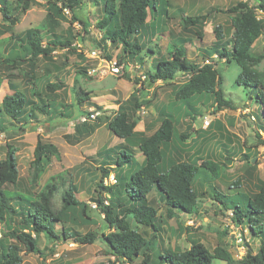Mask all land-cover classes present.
I'll list each match as a JSON object with an SVG mask.
<instances>
[{
  "label": "trees",
  "instance_id": "1",
  "mask_svg": "<svg viewBox=\"0 0 264 264\" xmlns=\"http://www.w3.org/2000/svg\"><path fill=\"white\" fill-rule=\"evenodd\" d=\"M34 1L0 0V17L8 24L5 32L9 31L7 37L0 38V70L17 71V74H21L23 86L19 90L11 86L12 93L0 98L2 132L5 130V119L18 124L25 121V117L35 118L36 114L45 116L46 120L73 118L72 105L58 106L50 99L51 94L63 88V83L50 80V68L47 67L41 74L34 71V68L41 61H51V54L58 46L70 45L68 39H61L54 33L49 34V37L45 34L46 42L43 44L44 29L55 30L58 20L63 19L62 12L67 9L74 13L81 8L83 2L54 0L59 5H50L45 24L21 34L12 32L11 28L19 22L21 14ZM251 1L253 6L238 3L229 11L234 14L230 18L231 41L226 44L230 45V48H226L225 43L218 47L216 43L210 48V52L226 63L234 62L239 66L240 72L235 84L247 89L248 99L259 105L263 115L261 124L264 125V75L254 69V66L264 59V49L258 56L251 53L254 43L264 34V23L255 13V9L264 11V0ZM165 5L164 0H104L102 15L96 23L103 30L100 47L119 49L116 55L117 67L123 61H142V47L138 44L137 37L148 33L154 36L155 27L148 25V20H156L159 17V21L163 22L161 17L166 15ZM202 19L201 15H185L182 22L183 25H195ZM215 35L219 41L218 28H215ZM183 44V41L172 42V51H169L170 45L167 46L168 59H159L153 69L147 71L148 78L145 75V79L140 83L146 79L151 83H167L172 81L177 73L187 74L188 79L181 86L174 87V98L187 107L185 114L188 118L195 120L199 116L189 101L203 94L212 98V108L215 112L234 110L236 107L232 101L226 100L219 88L222 83L219 71L212 64L200 66L189 63ZM148 52L154 51L148 49ZM27 66L30 69L23 71V67ZM81 70L76 73H81ZM88 98L87 93L79 90L76 93V106ZM88 115L89 112L85 111L82 116ZM160 116L162 119L158 128L133 147L129 142L134 136L137 122L129 120L123 107H119L113 118L105 116L107 129L121 142L99 153L100 160L97 161L98 167L95 169L98 171V180L94 184L93 194L85 202L77 199L78 188L68 171L48 177L39 184L51 160L57 158L56 148L42 143L39 139L33 150L34 172L28 188L24 191L6 190V186H16L18 183L15 149L7 145L5 156L0 161V224L5 229L0 239V264H21L22 253L40 256L41 251L36 242L40 237L50 242L73 240L80 245H90L99 239L106 249V255L121 264H213L214 260L225 264H264V222L261 219L264 216V182L255 186L256 192L249 195L239 192L232 196L219 193L215 195L226 210L231 211V220L236 226L243 224L250 236L258 237L260 245L256 253H252L244 243L243 256L234 261L223 247H216L210 252L202 244L192 242L185 251L159 249L156 260H153L151 246L157 236H147L146 231L138 230L139 226L153 232L159 231L156 227L158 206H164L169 216H177V213L196 214L198 200L192 187L195 178L207 173L212 178H218L220 169L219 164L208 159L197 158L188 161L179 155L174 156L169 146L172 147L175 142L181 144L187 139L188 132L192 130V123H189L186 134L178 135L172 114L161 112ZM96 126L97 123L89 125L87 121L78 120L71 135L73 142L79 143L92 135ZM163 147L170 157L164 167ZM137 156L142 158L141 162L137 161ZM110 175H113V184L108 182ZM237 184L238 182L234 183ZM212 190L216 192L215 188ZM57 192L61 194L59 209L52 205ZM103 194H106L108 199H105ZM152 194L158 203L155 198L150 197ZM218 196L224 198V201ZM93 210L101 217L108 233H82L84 228L96 224ZM128 217L134 220L137 227L131 225ZM57 225L60 226L59 231L56 229ZM2 239L11 242L2 246Z\"/></svg>",
  "mask_w": 264,
  "mask_h": 264
},
{
  "label": "rangeland",
  "instance_id": "2",
  "mask_svg": "<svg viewBox=\"0 0 264 264\" xmlns=\"http://www.w3.org/2000/svg\"><path fill=\"white\" fill-rule=\"evenodd\" d=\"M166 2V15L156 20L149 19L148 25L155 27L152 34H142L137 37L138 44L142 47V61H123L116 66V55L119 49L106 46L100 47L102 31L96 24L102 13L104 0H82L79 10L71 13L65 9L63 19L58 20V26L53 31H45L42 34L43 44L46 42L45 34H56L61 39H68V47L58 46L51 54V61L44 60L37 64L34 71L43 73L46 68L52 70V81H61L63 88L50 95L55 105H72L73 118L47 119L40 114L35 118L25 117L20 123L4 120L5 130L0 131V161L6 153V146L15 149L18 167V183L16 186H6L5 189L24 191L28 188L32 175L34 160L33 150L37 140L44 144L52 145L57 150V158L52 159L45 174L41 177L42 184L48 177L68 171L72 175L73 182L78 188L76 195L81 202L88 201L93 194L94 184L98 180L99 153L113 148L121 142L107 129L105 116L113 118L119 107H123L129 120L137 122L134 136L129 145L137 146L143 139L151 135L159 126L161 112L172 114L176 121L175 129L178 135L186 134L189 123L192 130L188 132V138L181 144L173 143L169 146L171 153L181 156L182 159L194 161L197 158L211 160L220 165L218 178H212L200 174L193 182V190L198 200L196 214L177 213V216H169L164 206H158V218L156 227L159 231L153 232L139 226V231H146L147 236L156 235L152 248L153 260L157 258V250L175 249L185 251L192 242L202 244L208 251L216 247L226 249L234 259L238 261L244 254V243L256 253L260 242L256 236H250L245 226H236L231 220V211L226 210L215 195L228 196L236 193L252 194L256 192L255 186L264 182V125L263 115L257 103L248 99L247 89L235 84V79L240 72L236 63H226L218 59L216 54L210 52V48L218 43L220 47L230 43L232 26L230 18L234 16L231 11L238 3H247L253 6L251 0H164ZM254 1V0H253ZM54 0H35L24 11L19 22L11 28L12 32L21 34L24 31L46 23V17L50 5ZM258 19L264 23V11L255 9ZM203 16V19L195 25H183V16ZM8 24L0 17V38L9 35L6 31ZM215 28L219 29L220 40H216ZM152 31V29L150 30ZM199 34V35H198ZM200 36V37H199ZM49 37V36H48ZM150 40V41H149ZM184 42L186 58L189 63L203 65L207 60L217 69L222 77L220 89L226 100L236 107L234 110H222L215 112L212 108V98L203 94L193 97L189 103L194 107L199 116L195 120L185 114L187 107L182 102L175 101L174 87L181 86L187 79V74L177 73L172 81L151 83L141 76L152 70L159 59H168L166 53L173 50L172 42ZM230 48V45H226ZM148 49L154 51L148 52ZM264 49V34L254 43L251 53L258 56ZM158 51V54H157ZM206 52L209 54L207 55ZM109 57V59H107ZM115 68H111V66ZM30 68L23 67V71ZM81 70V73L76 71ZM258 72L264 75V59L254 66ZM85 72V74L83 73ZM102 74V78L99 75ZM21 74L8 69L0 70V98L5 94H11L14 86L21 89ZM81 90L88 94V100L76 106V93ZM136 106L138 108H136ZM94 112L95 118L87 120L89 125L96 124L92 135L79 143H74L72 134L74 125L84 118L83 113ZM207 119L209 125L203 127V120ZM164 150L163 167L170 161V157ZM137 161L142 158L137 156ZM200 163V162H199ZM238 182L237 185H234ZM106 183V182H105ZM105 185V184H104ZM39 187V186H38ZM216 189V192L212 190ZM36 190V189H35ZM60 192L55 193L52 205L60 208ZM108 199L106 194H103ZM151 198H155L152 194ZM219 197V196H218ZM224 201V198L219 197ZM158 203V201H156ZM161 205V204H160ZM157 206V205H156ZM95 225L84 228L82 233L95 231L98 234L108 233L104 229L99 214L93 210ZM264 222V216H262ZM128 221L137 227L131 217ZM56 229L59 231L60 226ZM5 233L0 224V239ZM11 241L2 239V246ZM41 255L22 253L21 264H121L106 255L103 243L96 239L90 245H80L73 240L54 242L40 237L36 240ZM2 247L0 246V251ZM213 264H225L214 260Z\"/></svg>",
  "mask_w": 264,
  "mask_h": 264
},
{
  "label": "built area",
  "instance_id": "3",
  "mask_svg": "<svg viewBox=\"0 0 264 264\" xmlns=\"http://www.w3.org/2000/svg\"><path fill=\"white\" fill-rule=\"evenodd\" d=\"M115 64H116V63H115ZM204 64H209V61L206 60V61L204 62ZM111 68L113 69V68H115V67L112 65ZM102 77H103L102 74L99 75V78H102ZM141 78H142V80H144V79H145V75H142ZM94 118H95V113L91 111L87 117L84 116V118H81L79 121L83 122V121H87V120L94 119ZM202 124H203V127L206 128V127L209 125V121H208L207 119H204L203 122H202ZM108 182H109L110 184H113V183H114L113 175H110V176H109V178H108Z\"/></svg>",
  "mask_w": 264,
  "mask_h": 264
}]
</instances>
